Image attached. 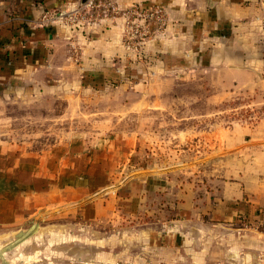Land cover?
<instances>
[{
  "label": "crops",
  "instance_id": "1",
  "mask_svg": "<svg viewBox=\"0 0 264 264\" xmlns=\"http://www.w3.org/2000/svg\"><path fill=\"white\" fill-rule=\"evenodd\" d=\"M117 1L122 9L162 6L164 26L144 42L128 43L120 16L43 20L85 0H0V98L52 92L74 80L102 89L111 80L151 81L163 74L208 79L219 89L264 84V0ZM218 139L224 154L216 151ZM213 142L214 160L227 162L208 191L198 185V197L187 182L173 189L174 170L135 165L145 143L128 135L82 139L43 153L0 148L12 164L0 169L11 186L0 200V222L50 209L85 222L134 224L152 250L171 256L185 248L190 223L229 226L245 230V244L239 239L219 256L215 250L216 259L264 264V120L216 129ZM10 194L21 195L18 206ZM157 206L175 214L158 216ZM241 256L240 263L232 261Z\"/></svg>",
  "mask_w": 264,
  "mask_h": 264
},
{
  "label": "rangeland",
  "instance_id": "2",
  "mask_svg": "<svg viewBox=\"0 0 264 264\" xmlns=\"http://www.w3.org/2000/svg\"><path fill=\"white\" fill-rule=\"evenodd\" d=\"M94 84L74 80L62 82L52 92L0 98V148L43 153L82 139L92 142L116 133L128 135L145 143L139 147L141 158H133L135 165L174 170L173 189L187 182L197 196L198 185L208 191L227 162L214 160L215 130L264 120L262 82L252 88L219 89L208 79L183 81L163 74L151 81L111 80L102 89ZM11 142L12 146L5 145ZM216 151L223 152L220 139ZM10 162L1 155L0 169L12 170ZM10 187L0 178V200H5L4 191ZM13 199L17 206L22 201L21 195L10 194L9 201ZM156 210L158 216L175 214L159 212L158 206ZM133 225L85 222L50 209L17 222H0V252L33 231L6 250L0 264H221L215 250L219 256L220 249H235L239 239L245 244V230L190 223L185 248L171 256L152 250ZM241 258L232 261L240 263ZM222 262L232 264L231 257Z\"/></svg>",
  "mask_w": 264,
  "mask_h": 264
},
{
  "label": "built area",
  "instance_id": "3",
  "mask_svg": "<svg viewBox=\"0 0 264 264\" xmlns=\"http://www.w3.org/2000/svg\"><path fill=\"white\" fill-rule=\"evenodd\" d=\"M115 16L124 19L125 38L128 43L144 42L153 29H162L167 19L165 9L162 6L143 8L139 5H133L127 9H122L117 0H85L83 4L70 12L44 14L43 20L61 18L70 22H76L77 19L85 22L86 20Z\"/></svg>",
  "mask_w": 264,
  "mask_h": 264
},
{
  "label": "bare ground",
  "instance_id": "4",
  "mask_svg": "<svg viewBox=\"0 0 264 264\" xmlns=\"http://www.w3.org/2000/svg\"><path fill=\"white\" fill-rule=\"evenodd\" d=\"M34 231H35V229H34ZM31 233H33V231H31V232H27V233L23 234V235L18 239L17 242L13 243V244L10 245L8 248L5 247V248H7V249H4L3 251L0 252V257L3 256V254L5 253L6 250L13 249L14 246H16L19 242H21L22 240H24L25 238H27L28 236H30Z\"/></svg>",
  "mask_w": 264,
  "mask_h": 264
}]
</instances>
